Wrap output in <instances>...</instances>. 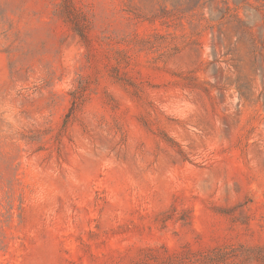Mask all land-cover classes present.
Instances as JSON below:
<instances>
[{
    "label": "rangeland",
    "instance_id": "rangeland-1",
    "mask_svg": "<svg viewBox=\"0 0 264 264\" xmlns=\"http://www.w3.org/2000/svg\"><path fill=\"white\" fill-rule=\"evenodd\" d=\"M0 264H264V0H0Z\"/></svg>",
    "mask_w": 264,
    "mask_h": 264
}]
</instances>
